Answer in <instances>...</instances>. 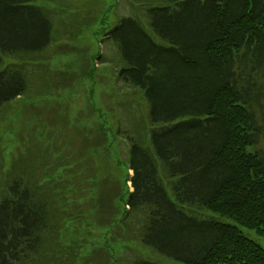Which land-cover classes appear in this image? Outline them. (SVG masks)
Masks as SVG:
<instances>
[{"label": "trees", "instance_id": "obj_1", "mask_svg": "<svg viewBox=\"0 0 264 264\" xmlns=\"http://www.w3.org/2000/svg\"><path fill=\"white\" fill-rule=\"evenodd\" d=\"M37 1L0 0V110L36 92L24 70L52 54L59 10ZM156 1L164 4L143 16L162 42L130 16L106 32L123 63L115 82L121 93L142 92L146 121L138 133L123 123L116 129L128 144L119 161L125 174L112 195L86 188L95 200L83 221L103 227L104 239L124 235L174 261L126 248L127 264H264V0ZM108 126L102 121L93 141L82 139L80 153L89 143L96 152ZM67 162L54 166L65 174ZM1 176L0 264L71 254L59 240L62 220L79 218L68 212L78 199L69 200L66 179L45 185ZM112 198L122 201L121 218H113ZM103 210L110 216L98 223Z\"/></svg>", "mask_w": 264, "mask_h": 264}, {"label": "rangeland", "instance_id": "obj_2", "mask_svg": "<svg viewBox=\"0 0 264 264\" xmlns=\"http://www.w3.org/2000/svg\"><path fill=\"white\" fill-rule=\"evenodd\" d=\"M37 3L55 6L67 18L59 22V15H55L59 30L51 40L50 57L38 61L34 69L24 70L27 80L37 85L36 92L16 98L0 110V178L2 173L9 178L18 175L23 183L48 185L61 177L73 187L69 200L77 198L78 204L69 206L68 212L79 218L63 219L59 233L61 245L69 247L72 253H64L62 258L53 255L48 264H127L122 253L126 248H134L135 254L160 263L173 261L161 258L124 235L104 239L103 227L87 226L83 221L90 218L87 207L95 200L83 195L86 188L95 186V194L101 191L112 195L125 174L124 164L119 161L127 157L128 144L116 129L123 123L124 131L138 133L136 125L141 128L146 121H142L145 114L142 92L139 89L126 92L123 87L127 94L121 93V83L115 82L123 63L106 32L121 17L140 18L160 43L162 40L152 32L143 15L146 8L164 3L156 0H67L69 6L63 5L65 0ZM102 121L109 125L102 133L106 142L96 152L89 143L81 147L80 153L77 144L82 139L93 141ZM64 147L71 154L68 162L66 151L61 149ZM66 162L65 174L61 167L54 166ZM131 173L129 170V176ZM92 175L97 178L92 179ZM127 185L130 186L129 179ZM100 197L104 199L103 194ZM121 203L120 198H112L116 208L114 219L122 216ZM77 209L81 211L75 212ZM109 216L110 213L99 211L96 220L99 223ZM112 229L116 234L118 229L123 231V222L118 221ZM28 264L41 262L31 260Z\"/></svg>", "mask_w": 264, "mask_h": 264}, {"label": "crops", "instance_id": "obj_3", "mask_svg": "<svg viewBox=\"0 0 264 264\" xmlns=\"http://www.w3.org/2000/svg\"><path fill=\"white\" fill-rule=\"evenodd\" d=\"M65 4H63L64 6H69L68 5V3H67V0H65ZM62 4H60V5H58V6H61ZM54 8H56L55 6H54ZM58 10H60V9H58ZM55 15H59V19H61V21H59V22H63V20L64 19H66L67 17H64L63 15H65V13H64V11H62V12H60V11H58V12H56L55 13ZM55 15H54V20H55ZM63 16V17H62ZM55 22H57V21H55Z\"/></svg>", "mask_w": 264, "mask_h": 264}]
</instances>
